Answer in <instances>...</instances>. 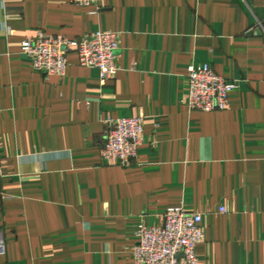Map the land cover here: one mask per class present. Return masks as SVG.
Listing matches in <instances>:
<instances>
[{"label":"crops","instance_id":"crops-1","mask_svg":"<svg viewBox=\"0 0 264 264\" xmlns=\"http://www.w3.org/2000/svg\"><path fill=\"white\" fill-rule=\"evenodd\" d=\"M0 0V264H133L138 227L203 215L198 264H264V0ZM258 28L262 33H258ZM38 31L120 34L115 79L22 52ZM237 87L190 110L193 66ZM144 118L132 166L102 157L108 119ZM224 207L227 213H220Z\"/></svg>","mask_w":264,"mask_h":264},{"label":"built area","instance_id":"built-area-1","mask_svg":"<svg viewBox=\"0 0 264 264\" xmlns=\"http://www.w3.org/2000/svg\"><path fill=\"white\" fill-rule=\"evenodd\" d=\"M108 0H71L81 7H95L98 14ZM260 28H258V31ZM22 52L34 71L46 76H64L69 67L68 57L76 53L82 67L99 71L101 84L115 79L119 66L120 34L101 31L78 40L38 31L27 37ZM188 92L185 102L190 110L207 113L228 108L235 82L219 76L210 65L193 66L188 73ZM106 142L102 157L109 165L128 168L138 156L142 144L144 118L108 119ZM220 213H227L222 207ZM203 215L183 208L169 209L161 227L141 224L136 236L138 243L132 249L133 264H198L197 247L202 243ZM6 241L0 233V252Z\"/></svg>","mask_w":264,"mask_h":264},{"label":"water","instance_id":"water-1","mask_svg":"<svg viewBox=\"0 0 264 264\" xmlns=\"http://www.w3.org/2000/svg\"><path fill=\"white\" fill-rule=\"evenodd\" d=\"M260 32L262 33V31H261V30H259V31H258V33H260Z\"/></svg>","mask_w":264,"mask_h":264}]
</instances>
